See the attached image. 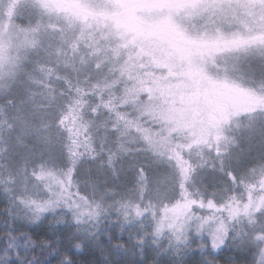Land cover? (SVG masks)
Instances as JSON below:
<instances>
[{"label": "snow or ice", "instance_id": "obj_1", "mask_svg": "<svg viewBox=\"0 0 264 264\" xmlns=\"http://www.w3.org/2000/svg\"><path fill=\"white\" fill-rule=\"evenodd\" d=\"M0 82V264H264V0H0Z\"/></svg>", "mask_w": 264, "mask_h": 264}, {"label": "trees", "instance_id": "obj_2", "mask_svg": "<svg viewBox=\"0 0 264 264\" xmlns=\"http://www.w3.org/2000/svg\"><path fill=\"white\" fill-rule=\"evenodd\" d=\"M6 97H0V166H4L9 163V159H6L5 157L10 156V158L18 160L20 158V154L24 153L16 147V151L9 154V138L10 142L18 147H20L19 144L21 143L30 145L33 143L34 138L24 133L36 132L37 129L40 131L42 128L45 129L41 122L37 120V117L38 114L43 115L42 108L47 107V104L45 103H39L29 99L28 97H24L26 103L23 107H25L27 112L26 123L15 128H10L9 125H13L15 122L9 118V105L6 102ZM16 102L18 104L20 103L19 97H17ZM30 115H34V117L31 118ZM17 136L21 137V142L19 144H17L16 141ZM113 259H119L120 264H137L139 257L129 253L123 257H113ZM246 259L247 258L242 251H235L226 248L220 256V264H245ZM99 260V251L96 244L93 243L90 248L85 249V256L83 259L78 261V264H97ZM143 264H153V254L150 249L145 254Z\"/></svg>", "mask_w": 264, "mask_h": 264}, {"label": "rangeland", "instance_id": "obj_3", "mask_svg": "<svg viewBox=\"0 0 264 264\" xmlns=\"http://www.w3.org/2000/svg\"><path fill=\"white\" fill-rule=\"evenodd\" d=\"M9 92H10L9 86L4 84L3 82H0V97L8 96ZM31 100H34V101L39 102V103L47 104V102L44 101L39 96H36V97L32 98ZM46 109H47V107L42 108L43 113ZM30 117L32 118V117H34V115H30ZM42 117H43V115L38 114L37 120L39 122H41ZM24 134L32 136L34 138V141L30 145L23 144V143L19 144V146L22 148L16 146L18 150L25 152L26 150H40L42 148L47 147V144L45 143V137H47L49 135L47 128H45V129L42 128L40 131H38V134H37V131L31 132V133L26 132ZM52 143H54V141H52ZM243 148L245 150V155L250 153L251 155L255 156V155H258L262 151V149H264V146L261 145L258 138H254V139H251V140L244 142ZM121 179L123 180V177H121Z\"/></svg>", "mask_w": 264, "mask_h": 264}]
</instances>
